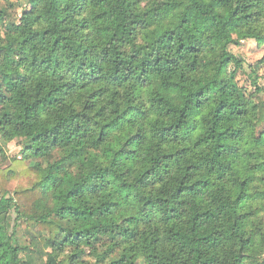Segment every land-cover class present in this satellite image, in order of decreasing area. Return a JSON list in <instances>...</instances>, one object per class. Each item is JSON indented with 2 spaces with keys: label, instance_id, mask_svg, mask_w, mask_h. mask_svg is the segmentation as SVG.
Returning <instances> with one entry per match:
<instances>
[{
  "label": "trees",
  "instance_id": "obj_1",
  "mask_svg": "<svg viewBox=\"0 0 264 264\" xmlns=\"http://www.w3.org/2000/svg\"><path fill=\"white\" fill-rule=\"evenodd\" d=\"M15 9L0 176L31 184L0 194V264H264V86L230 49L264 43V0Z\"/></svg>",
  "mask_w": 264,
  "mask_h": 264
},
{
  "label": "rangeland",
  "instance_id": "obj_2",
  "mask_svg": "<svg viewBox=\"0 0 264 264\" xmlns=\"http://www.w3.org/2000/svg\"><path fill=\"white\" fill-rule=\"evenodd\" d=\"M6 1L13 3L16 7V14H21L22 10L27 8L28 6V0H0V4L6 3ZM231 52L236 55L237 57L241 58L245 62V71H249V66H252V68H255L258 76L260 78L259 83L264 86V62H262V59L264 58V43L258 44V42L254 40H246L241 42L240 45H234L231 46ZM235 84L239 88H245V89H251V82L248 78L246 73H239L237 78L235 79ZM2 145L5 148L6 153V160L4 161L3 167H7L10 165V158H21L22 157V141L21 140H15L14 148L12 150L9 149L8 143L2 142ZM29 163V161H28ZM29 184H31L29 179L26 178H18L9 180L7 177L1 175L0 176V194L2 191L5 190H19L22 189V187H27ZM19 231V237L22 239V242L24 240V233ZM137 264H144V261L140 259Z\"/></svg>",
  "mask_w": 264,
  "mask_h": 264
},
{
  "label": "clouds",
  "instance_id": "obj_3",
  "mask_svg": "<svg viewBox=\"0 0 264 264\" xmlns=\"http://www.w3.org/2000/svg\"><path fill=\"white\" fill-rule=\"evenodd\" d=\"M15 141L8 142L9 149L12 150L14 148Z\"/></svg>",
  "mask_w": 264,
  "mask_h": 264
}]
</instances>
